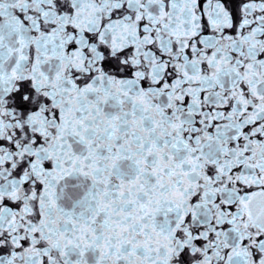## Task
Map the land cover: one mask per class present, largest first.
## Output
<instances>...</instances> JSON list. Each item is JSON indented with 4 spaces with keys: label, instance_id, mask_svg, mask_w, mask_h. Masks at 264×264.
Returning <instances> with one entry per match:
<instances>
[{
    "label": "snow or ice",
    "instance_id": "1",
    "mask_svg": "<svg viewBox=\"0 0 264 264\" xmlns=\"http://www.w3.org/2000/svg\"><path fill=\"white\" fill-rule=\"evenodd\" d=\"M0 264H264V0H0Z\"/></svg>",
    "mask_w": 264,
    "mask_h": 264
}]
</instances>
